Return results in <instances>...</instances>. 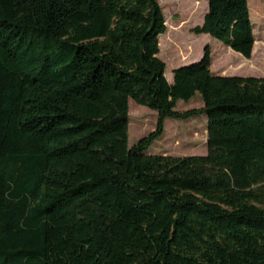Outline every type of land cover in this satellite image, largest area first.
<instances>
[{"label": "trees", "instance_id": "1", "mask_svg": "<svg viewBox=\"0 0 264 264\" xmlns=\"http://www.w3.org/2000/svg\"><path fill=\"white\" fill-rule=\"evenodd\" d=\"M208 5L193 32L251 60L249 0ZM166 33L158 0H0V264H264V78L207 47L170 83ZM131 101L159 115L133 147ZM202 115L206 156L146 155Z\"/></svg>", "mask_w": 264, "mask_h": 264}, {"label": "rangeland", "instance_id": "2", "mask_svg": "<svg viewBox=\"0 0 264 264\" xmlns=\"http://www.w3.org/2000/svg\"><path fill=\"white\" fill-rule=\"evenodd\" d=\"M166 19L167 33L159 37V58L166 64V77L173 83L174 71L200 62L207 47L212 52L214 74L229 77L264 78V0H249L250 18L254 26L255 48L251 60L233 52L218 40L193 31L201 27L208 12V0H158ZM197 2L199 5H197ZM204 103L198 94L189 103L180 101L177 111L201 110ZM158 113L130 102V147L157 130ZM208 154V117L189 120L167 119L163 136L146 155L203 157Z\"/></svg>", "mask_w": 264, "mask_h": 264}, {"label": "crops", "instance_id": "3", "mask_svg": "<svg viewBox=\"0 0 264 264\" xmlns=\"http://www.w3.org/2000/svg\"><path fill=\"white\" fill-rule=\"evenodd\" d=\"M215 75H217V76H224V75H220V74H215Z\"/></svg>", "mask_w": 264, "mask_h": 264}]
</instances>
